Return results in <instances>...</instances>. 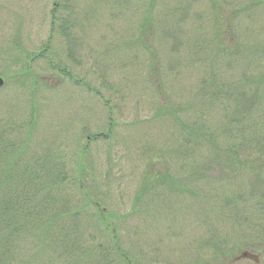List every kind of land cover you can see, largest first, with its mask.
I'll return each mask as SVG.
<instances>
[{
	"label": "trees",
	"instance_id": "obj_1",
	"mask_svg": "<svg viewBox=\"0 0 264 264\" xmlns=\"http://www.w3.org/2000/svg\"><path fill=\"white\" fill-rule=\"evenodd\" d=\"M240 1L242 6L237 8L232 0H179L176 4L100 0L101 11L105 7L110 15L130 14L137 19V45L150 52L145 82L158 96V116L173 107L161 96L177 67L198 69L188 72L190 78H194L192 72L202 78L209 67L210 76L198 81V102L193 104H201L202 111L197 113L196 108L188 125L179 119L178 111H170L180 131L174 145L171 142L162 153L163 160L173 156L182 173L192 170V186L209 188L200 219L192 217L207 225V239L199 247L213 254L208 253L210 261L205 264H237L242 250L259 251L264 260V0ZM203 2L210 9L194 11ZM158 3L165 5L164 22ZM87 15L81 18L71 6L56 3L51 39L35 57L62 75L61 82L68 80L75 86L82 81L61 67L52 39L58 36L72 58L83 45L76 29ZM177 27L184 31L175 35ZM161 42L171 44L175 57L166 64L157 52ZM183 49L188 56L179 59ZM122 61L120 57L118 62ZM211 109L219 113L216 129L208 124ZM16 114L15 110L0 113V264H37L40 257L46 258L44 264H138L122 250L117 230L92 189H97V181L90 144L101 139L111 143L113 119H108L106 133L88 135L79 156L76 152L74 156L63 155L51 144L53 138H37L35 106ZM155 161L158 158L146 165L136 205L159 191L162 196L184 193L188 185L184 178L174 177L169 166L164 173L155 172Z\"/></svg>",
	"mask_w": 264,
	"mask_h": 264
},
{
	"label": "rangeland",
	"instance_id": "obj_2",
	"mask_svg": "<svg viewBox=\"0 0 264 264\" xmlns=\"http://www.w3.org/2000/svg\"><path fill=\"white\" fill-rule=\"evenodd\" d=\"M232 2L237 8L242 6L240 0ZM56 3L71 6L81 18L88 13L87 20L76 29L83 45L72 58L58 36L52 39L57 61L82 81L79 86L68 80L61 82L63 76L51 71L46 60L35 58L51 39V14ZM210 6L203 2L194 11L205 13ZM157 7L162 8L159 14L164 22L165 5L158 3ZM144 11L141 9L140 14ZM62 14L66 16L67 12ZM176 31L174 34L178 35L184 28L177 27ZM138 37L139 26L134 15H110L105 7L100 10V0H0V79L4 82L0 87V113L30 112L35 106L37 138H53L51 144L63 155L74 156L75 152L79 156L78 151L87 143L88 135L106 133L108 119L112 118L111 143L101 139L90 144L97 181V189H92L96 190L109 222L117 230L122 250L134 256L138 264H205L210 261L207 260L210 251H203L199 245L207 239V225L192 217L197 215L200 219V208L209 188L192 186L189 178L192 170L183 174L178 168L180 164L173 161L174 157L163 160L162 153H166L171 142L174 145L180 131L170 111H178L179 119L187 125L196 108L197 113L202 111L201 104H193L198 102V81L207 75L209 67L205 68L208 70L202 73V78L196 74L198 72H192L194 78L189 77L188 72L198 69L177 67L173 76L168 77L165 94L161 96L173 107L166 115L158 116V96L145 82L150 52L141 51ZM156 46L163 64L175 58L170 43L161 42ZM186 56L185 49L178 53L179 59ZM120 57L124 60L122 63L118 62ZM239 74L238 70L236 75ZM212 111L208 112V124L216 129L219 113ZM154 157L158 158L153 164L155 172L164 173L169 166L174 177L184 178L188 185L182 190L184 193L162 196L163 191H159L136 205L146 165L151 164L149 160ZM91 195L94 196L95 191ZM245 252L258 256L257 264H264L259 251L243 250L236 256L237 264H256L249 259H238ZM44 262L46 258L40 257L37 264Z\"/></svg>",
	"mask_w": 264,
	"mask_h": 264
},
{
	"label": "water",
	"instance_id": "obj_3",
	"mask_svg": "<svg viewBox=\"0 0 264 264\" xmlns=\"http://www.w3.org/2000/svg\"><path fill=\"white\" fill-rule=\"evenodd\" d=\"M3 80L0 79V87H2L3 85ZM239 260L241 259H249V260H252L254 261L255 263H259V257L256 256V255H252V254H249L248 252H245L241 255V257L238 258Z\"/></svg>",
	"mask_w": 264,
	"mask_h": 264
}]
</instances>
